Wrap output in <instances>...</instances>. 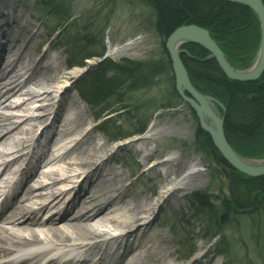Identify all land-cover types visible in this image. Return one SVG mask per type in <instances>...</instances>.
I'll use <instances>...</instances> for the list:
<instances>
[{"label":"rangeland","instance_id":"rangeland-1","mask_svg":"<svg viewBox=\"0 0 264 264\" xmlns=\"http://www.w3.org/2000/svg\"><path fill=\"white\" fill-rule=\"evenodd\" d=\"M137 1L0 0V8H4V12L8 11L7 15L0 13V23L6 22L4 32L7 33L3 40L12 44L18 39L15 50L10 52L12 56L9 60L15 62L19 58L30 65V69L21 70V80L30 75L36 76L38 73H43L47 67L56 71L57 76L54 82L37 86L30 84L26 89L31 87L33 90L45 91L46 86H58L59 82L66 80L63 93L55 103L58 112L63 113V116L67 113L72 117L77 111L79 112L80 107L84 109L80 116L85 118V124L78 132L90 130L88 137L91 138L92 143L89 141L81 147L88 148L86 150L92 153L89 156L91 159L106 158V170L109 167H115L121 172L120 177L123 178L121 183L123 188H126L124 193L131 196L138 195V203L146 210L140 212L141 216L149 215V211L151 213L161 189L175 175L166 179L165 170L175 171L178 166L177 163H173L176 160L172 162V159L176 156H179L180 161L188 160L193 156L199 158L200 174L191 179L188 176V170L181 168L182 189L175 191L171 198L170 196L165 200L159 198L160 206L154 209L153 215H155L148 224L149 234L155 235L153 238L166 236L167 244L170 245L169 250L173 251L171 254L163 253L162 255L153 247L157 251L147 254L145 259L147 261L143 264H264V200L260 190H256L249 199L247 190L243 191L245 194L239 193V197L237 194L234 196L228 169L217 164L204 151H197L194 146L197 120L192 116L187 102L180 100L175 106L158 107L159 104L167 103V91L172 87L165 76H160L155 79L154 84L135 91H128L125 84L123 87L127 89V92L122 96L123 101L117 100L115 103L112 98L103 106L85 103L75 92V85L86 75L82 73L83 70L87 72L94 70L104 59L119 61L126 58L134 62L165 63V55L153 25V13L150 8ZM255 16L256 18H252L250 29L239 25L237 33L232 35L241 47L243 45L246 48L247 53L243 56L226 48L225 43L215 36L220 45L226 49L231 66L240 71L251 68L258 57L261 26L256 14ZM181 44L183 42L179 46ZM63 45L67 49L61 48ZM70 50L77 53L71 56L67 53ZM97 51L103 54L85 59V64L81 66L82 57ZM19 52H21L20 56ZM202 87L205 92L200 91L201 93H207L221 104L225 102L224 91L219 92L215 86L208 84ZM25 98L18 94L11 102L14 104ZM31 102L35 101L26 103L27 106L34 104ZM211 102L221 115L223 110L219 103ZM41 111L43 115L47 109ZM0 112L21 113L23 111L6 107ZM24 113L30 115L28 107ZM142 120L147 123L139 135L143 139L149 136L148 140L139 139L136 144L135 142L127 144L126 141L130 140L134 134L120 141L110 137L117 128L122 132L130 131ZM40 121L42 122L43 119ZM31 123L38 124V121ZM260 134L263 136L264 130ZM262 136L248 141L237 136L231 139V145L243 158L250 161H263L264 148L260 146L264 142ZM198 140L201 141V139ZM183 142L186 146H183ZM95 145H103L102 150H92ZM133 146H139L142 153L139 150L137 152ZM144 154L149 157H143ZM81 159H83L81 154L71 152L63 159L59 158L58 163L47 165L41 171L49 173L58 168L61 173H64L63 169L67 166L65 161L76 162ZM167 159L171 161L166 165L158 164L153 167L155 161H167ZM171 165L174 167L170 168ZM181 166L183 167L184 164ZM241 175L243 176L242 173ZM93 177L95 174L90 176V178ZM203 190L208 195L209 209L207 207L205 209L202 204L196 203L191 198L195 192ZM222 197L227 202L235 199L237 204L232 203L228 211L222 212L221 214L226 216L216 224L217 218L214 214L221 217V208L217 210V204ZM130 202L133 201L130 200ZM211 208L214 213H211ZM126 211L125 209L124 212ZM108 226L115 228L112 224ZM138 227L134 228L135 232L138 231L135 239H138L141 233L145 234L142 232L145 227L140 230ZM149 236L151 235H147ZM222 240H224L223 245H228L227 254L218 251ZM183 255L186 256L184 259Z\"/></svg>","mask_w":264,"mask_h":264},{"label":"bare ground","instance_id":"bare-ground-1","mask_svg":"<svg viewBox=\"0 0 264 264\" xmlns=\"http://www.w3.org/2000/svg\"><path fill=\"white\" fill-rule=\"evenodd\" d=\"M3 9L4 8L2 7L0 8V13L4 15V13H7L8 11L4 12L5 9ZM187 24L193 23H185L180 26ZM195 25L208 30L210 36L212 37L209 28L199 24ZM0 31L1 44V41H3L2 39L4 37V29H1ZM16 40V43H10V47L2 49L0 48V55L2 56H0V69L2 71L0 75V110L9 107L11 109L17 108L23 111L21 113L0 112V166H2V170L0 173V192L2 191L1 179H6L7 181L8 176L10 174H14L18 166H21V164L24 165L26 164V162L32 163L31 161L29 162L27 158L29 159L33 156H35L36 159L38 158L37 155L29 154V149L26 150V148L30 146V142L32 141L33 143L39 145H37L36 147H41V150L43 149L44 145L40 146L41 142L38 139L39 136L37 134V126H41L43 121L45 123L48 122L51 124L55 122V125L53 124V126H58V130H56L54 134L51 133V135L48 137V145L50 143L56 144L57 142H61L64 138H71L70 142L72 143L71 146L69 145L63 152L61 151L60 154L52 158L48 164L58 163L57 161H59V158L63 159V156L70 154L71 152L77 155L81 154L83 156V159L76 162L72 160L65 161V164L67 166L63 169L65 171L64 173H61V170L59 171L58 168H55L51 170V172L46 174L45 172H40L39 176L41 175L40 177H42L43 180L38 185L32 184L29 186L30 182L23 185V196H17L16 198L12 199L10 201V207L4 213L8 217V219H10L9 223L6 219H1L2 222H0V246H2L3 249L0 248V254L5 255L6 253L4 251L10 248V246H6V244L17 242V245H27L26 247L21 248L18 254H24L30 261L38 260V257H44L46 254L49 255L50 252L54 251L55 254L58 252L61 253V261L63 264H72L68 260V258H70L68 257V253L74 252L78 249V247H84L89 248L86 249V252L92 248V250L96 252L86 253L85 261H89L93 257H95V260H92L88 263L86 262L85 264H100V255L102 256L103 254H105V252H103V246L107 245L103 242H105V240L108 241V236L114 239V241L108 242V244L112 243L108 254L110 256H114V254L119 253L120 250H116L114 248V246L119 245V243L115 239L118 237L122 238L119 242H123L121 243V246L124 247V253L126 254V256L128 255L131 258L130 264L145 263L147 261L145 260L147 254H153V252H156L157 250L160 251L162 255L168 253L171 254V251L173 250H169L170 245L168 246L167 244L168 238L166 236L153 238L155 235H153L152 233L149 234V230L147 229L149 228V219L151 217V220H153L154 208L160 205L159 198H162L164 200L168 196H170V198L174 196L173 193L177 189L175 190L172 188L178 187V184L176 182H178V180H180L183 175V171L181 170V168H185L186 170H188V176H190L191 179H194L200 174L199 166H201V162L199 158L193 156L191 158H188V160L183 161L178 160L179 156L173 158L172 162L175 159L176 162L173 163H177L178 166L175 171L165 170V175L166 179L171 177V175H175L172 176V179L169 180V182H167L166 185L161 189L159 198L154 202L152 206L151 213L149 211V215L147 214L146 216H141L140 212L145 209H143V206L138 203V195L131 196L128 193H124L126 191V188H123V185L121 183L123 179L122 177H120L121 172H119L115 167H109L106 170L104 159H91L89 156H91L92 153H90L89 150H86L88 148L81 147L82 144L89 143L91 139L90 137H88L90 136V130H85L81 133L78 132V130L85 124V118L83 116H80V114L83 113L84 109L80 107L79 112L77 111L75 113L76 115L74 114L71 117V115L68 116L67 113H65L64 116L60 115V117L56 120H54L55 114L57 113L56 110L53 112H43V115L41 114L42 109H52L51 107L56 103L55 99L58 97V95L60 96V94L63 93V86L66 83V80L59 82L58 86L48 85L45 87L46 90L42 92L33 90L31 87L29 89H26L30 84H34L37 86L39 84L54 82V79L57 75L55 70L47 67V69L45 68V71L43 73L36 74V76L30 75L29 77L27 76L24 80H21V70L27 68L30 69V65L26 64L24 61H21L19 58L17 59V61L13 62L11 60H8L5 56L3 57L4 52L6 54H9V52L15 50L18 39ZM166 40L167 38L164 41V46L166 51H168L166 48ZM214 40L229 62V58L227 56V53L225 52V48L222 47L220 43L216 41V39ZM177 48H179V45L177 46ZM178 50V55L183 63L181 55L184 52V49L179 48ZM19 53L20 56L21 52ZM208 57L214 58L210 52ZM157 65V71L166 72L168 69L165 63H157ZM217 65L219 66L218 63ZM220 70L222 71L221 68ZM22 93L26 98L19 103L15 102L13 104L11 100L14 99L18 94L22 95ZM48 99L49 101H47ZM32 100H35V102H31L34 104L32 106H27L26 103H29ZM219 105L221 110L224 111L222 115L225 116L227 110L226 103L223 102ZM27 107L30 112H32L30 115L24 113ZM211 108L213 107L211 106ZM214 112L218 113V111L216 110H214ZM42 119L43 121L41 122L40 120ZM32 121H38V125L37 123L32 124ZM50 126V124H46V126H43L42 129L39 127L40 133L42 131H46ZM53 126H51L49 130L53 128ZM224 132L228 140L226 131L224 130ZM77 133L79 134V136H76ZM136 135L138 134H135L134 136ZM134 136H132V138ZM132 138L130 139V141H127V144H133L134 142L136 144L138 143L139 139H143L137 138L136 140H133ZM148 139L149 136L145 137L143 140L146 141ZM90 143L92 142L90 141ZM229 144L231 143L229 142ZM48 145L46 143L45 146ZM61 146H63V144ZM102 148L103 145H95L92 150L99 151L102 150ZM134 148L137 150V152L139 150V152L142 153V149H140L139 146H135ZM143 157L148 158L149 156L144 154ZM169 161L171 160L167 159V161H155V163H153V167L157 166L158 164L161 166L166 165ZM14 164L15 166H13ZM182 164H184V166L180 167V165ZM75 165L78 166L75 167ZM174 166H176V164ZM174 166L171 165L170 168H173ZM78 168H81L82 171H77ZM22 172L28 173V171L25 170H22ZM92 174H95V177L90 178ZM72 179L78 181L77 185L71 184V182H73ZM67 183L70 186L66 188L64 185H68ZM35 190L37 191L34 192ZM69 193L72 194L68 195ZM20 194H22V192ZM128 197L131 198L128 200ZM37 200L40 202H38ZM130 200H132L133 202H130ZM118 201L120 203L119 205H117ZM112 205H114V207L109 209ZM47 207L51 208V212L48 213L43 222L28 224L27 220H22L20 225L18 223L17 225L13 224L14 220H16V214H32L33 211L45 213ZM125 209L127 210L126 212H124ZM54 213L56 214L54 215ZM45 224H47V226H45ZM108 224H112V226L115 228L113 229L112 227L108 226ZM34 225H39L41 229L34 230L33 228L31 229V231L25 232V229L27 227ZM135 226H139V230L140 228L142 229L143 227H145L142 230V232L145 234L141 233V236L139 235L138 239L134 238L136 237V234L138 232L134 231ZM147 235L151 236L147 237ZM53 237L55 239L51 240V238ZM38 240L42 241L43 243H39V245L34 246L32 242L37 243ZM126 242L130 243L126 244ZM144 242H148V244L146 245V249L142 250V247L140 249L139 244L142 245ZM45 246L49 249L48 252H46L47 249H43L45 248ZM132 246L134 247V250H132ZM142 246H144V244ZM153 247L157 250L153 249ZM38 249H41V251L37 253ZM3 257L6 258L7 255ZM52 257L55 264H58V260L56 259L55 255H53ZM75 257H77V254H73V256H71L73 261L76 260ZM79 259L77 258V262ZM116 263L117 262L115 260L112 261V264Z\"/></svg>","mask_w":264,"mask_h":264},{"label":"trees","instance_id":"trees-1","mask_svg":"<svg viewBox=\"0 0 264 264\" xmlns=\"http://www.w3.org/2000/svg\"><path fill=\"white\" fill-rule=\"evenodd\" d=\"M137 2L150 8L153 13L154 29L161 43L166 60L165 64L168 69L166 72L157 71V62H134L126 58H122L119 61L109 58L104 59L94 70L87 72L79 82V93L90 103L104 105L112 98H114L115 103L117 100L121 102L123 101L122 96L125 95L127 89L128 91H135L146 88L148 85L154 84L155 79L165 76L172 84V87L167 91V103L159 104L158 107L164 108L178 105L177 102L182 99L175 89L174 75L164 41L174 29L185 23L205 26L209 28L212 37L216 41L219 37L218 39L222 40L226 48L232 52L242 56L247 53L246 48L243 45L241 47V44L235 41V36L234 38L232 37V35L237 33L240 26L250 29L252 18H256L255 13L247 6L230 3L225 0H138ZM181 48L184 49L181 55L183 63L195 87L205 92L202 86L208 84L215 86V89L219 90V92L223 90L226 93L225 103L227 110L224 128L229 142L232 144L231 139L237 136L247 141L257 136H262L260 133H263L264 130V72L254 81L232 80L220 70L214 58L208 57L209 52L202 46L187 42L182 44ZM102 54L103 52L100 51L88 53L85 57H82L80 64H85V58ZM125 84L127 89L123 87ZM110 105L112 106V104ZM142 106L145 107L146 105ZM190 110L192 116L197 120L195 112L192 109ZM145 123L146 121L142 120L138 126L134 125L133 129L126 132H122L117 128L116 132H113L114 137L123 139L133 133L141 132L145 127ZM262 137L264 141V134ZM198 139H201V141ZM182 144L186 146V143L183 142ZM193 144L197 151H204L217 164L223 165L225 169H228L234 196L237 194L239 197V193L245 194L243 191L247 190V198L249 199L256 190H260L262 200H264V175L247 177L242 176L241 173L233 169L220 155L210 136L200 128L198 120ZM260 146L264 148V142ZM207 197L208 195L205 194L204 190L202 192L197 191L192 195V200L206 208L207 205L210 207ZM221 199L220 203L217 204V210L221 208L220 214L228 211L229 207H232V203L237 204L235 199L231 200L232 202H227L224 197ZM209 207L207 208L209 209ZM211 210L212 213L213 209L211 208ZM214 215L217 218L216 224L226 216L221 214V217H219L216 213ZM223 243L224 240L219 243L221 246H218V251L227 254L228 245H223Z\"/></svg>","mask_w":264,"mask_h":264},{"label":"water","instance_id":"water-1","mask_svg":"<svg viewBox=\"0 0 264 264\" xmlns=\"http://www.w3.org/2000/svg\"><path fill=\"white\" fill-rule=\"evenodd\" d=\"M251 8L257 15L261 26L260 49L257 60L251 69L237 70L230 65L224 53L218 47L209 31L195 24H187L176 28L166 40V48L172 63V72L175 78V88L178 94L187 101L196 112L201 128L212 138V142L222 157L231 167L251 177L264 175V160L250 161L240 156L229 144L224 132V115H220L211 101L212 96L198 91L191 83L187 69L178 55L177 46L184 42H193L202 45L216 59L223 73L230 79L237 81H254L264 72V3L262 0H226ZM187 94H186V93ZM211 106L213 108H211ZM224 113V111H223Z\"/></svg>","mask_w":264,"mask_h":264}]
</instances>
